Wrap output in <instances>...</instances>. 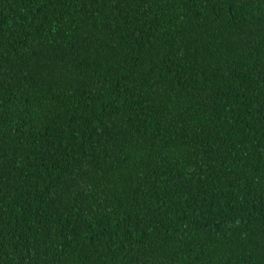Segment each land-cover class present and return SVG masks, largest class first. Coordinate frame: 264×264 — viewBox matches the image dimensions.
Masks as SVG:
<instances>
[{
	"label": "trees",
	"instance_id": "trees-1",
	"mask_svg": "<svg viewBox=\"0 0 264 264\" xmlns=\"http://www.w3.org/2000/svg\"><path fill=\"white\" fill-rule=\"evenodd\" d=\"M0 264H264V0H0Z\"/></svg>",
	"mask_w": 264,
	"mask_h": 264
}]
</instances>
